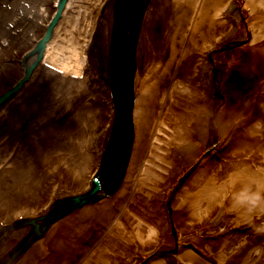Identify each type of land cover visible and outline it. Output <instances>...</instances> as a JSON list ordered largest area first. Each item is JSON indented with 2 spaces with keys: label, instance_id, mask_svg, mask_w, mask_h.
Here are the masks:
<instances>
[{
  "label": "bare ground",
  "instance_id": "6f19581e",
  "mask_svg": "<svg viewBox=\"0 0 264 264\" xmlns=\"http://www.w3.org/2000/svg\"><path fill=\"white\" fill-rule=\"evenodd\" d=\"M104 1L56 0L62 11L54 22L52 38L48 36L45 43L37 41L34 45L36 52L29 61L39 58L37 69H31L28 79L14 94L22 87H25V92L15 95L8 103L20 108L18 103L26 99L25 93H28V98L33 97L30 113L25 109L16 113L17 124L22 127L18 135L21 138L24 134L26 138L23 141L26 142H9L12 146L8 151L10 145L4 138L0 139V150L2 146H8L7 149L3 147L6 154L0 155V215L4 218L38 211L41 195L35 192L37 189L45 190V179L49 184L55 183L52 194L57 185L68 186L66 183L91 190L90 182L94 185L95 178L100 185L109 183L110 178L102 177L89 151L90 137L78 128L72 131V138H65L64 128L61 130L59 122H55V119L72 112L69 108L75 98L80 99L89 92L93 72L88 51ZM230 2L147 1L141 12L137 40L140 69L135 76L137 96L132 111L134 141L130 140L133 145L123 183L114 197L98 201L100 197L96 193L94 198L85 199L82 208L66 212L59 223L51 228L45 226L43 231L48 232L44 244L47 254L40 253L44 254L40 257L41 264H129L134 250H150L158 244L164 223L157 216L161 211L160 190L169 183L168 174L173 173L177 166L174 151L194 138L188 128L196 121L193 114L198 112L196 108L204 100L193 82L205 53L218 45L230 28L226 18ZM244 3L248 10L249 37L234 51L237 63L229 72L225 88V108L229 110H238L245 94L264 81V0H244ZM23 65L24 69L27 67L26 74L31 67L30 62ZM182 75L187 83L177 80V76ZM46 82H50V88L45 92L46 107L40 111L39 105L45 93L39 89ZM88 101L87 96L85 100L80 99L79 108L82 102ZM184 102L190 103L188 112ZM11 113H2L4 117L1 119V124L8 126V133L12 130L9 124L13 120ZM260 115L257 108L248 122ZM82 120L90 125L94 117ZM246 126L233 133L230 145L222 149L220 161L233 147L264 145V141L250 140L244 134ZM28 133L36 137L27 136ZM29 148L31 153L26 150ZM206 162L204 160L197 170L207 171L218 163ZM79 164L80 168H76ZM49 169L51 171H47ZM50 172L62 177L61 183L51 182L55 177L51 176L50 180ZM25 182H30V185ZM13 188L19 189L21 194L12 192ZM33 188L36 189L34 192L25 194ZM180 192L173 204L174 217H181L179 221L188 227V232L181 239L174 258L171 256L175 264H264V257H258L253 251L257 246H264V236L255 235L249 227L225 212L217 226L208 227L207 222L221 210L193 215L190 207L179 199ZM50 200L42 201V206L49 205ZM35 232L41 234L39 229ZM169 260L167 257L149 264H168Z\"/></svg>",
  "mask_w": 264,
  "mask_h": 264
},
{
  "label": "rangeland",
  "instance_id": "374dc122",
  "mask_svg": "<svg viewBox=\"0 0 264 264\" xmlns=\"http://www.w3.org/2000/svg\"><path fill=\"white\" fill-rule=\"evenodd\" d=\"M140 1L105 0L103 2L88 51L90 67L93 72L90 89L80 98L85 100L87 96L89 101L82 102L79 108L80 99L75 98L72 104L73 107L70 106L69 108V112L70 109L72 112L69 115L65 114L59 119H55V122H59L60 129L64 128L63 136L65 138H72V131L78 128L90 137L91 148L89 151L94 156L98 170H101L103 178L105 176L110 178L109 181L107 180L108 185L101 183V190L96 194L100 197L98 201L103 198L109 199L118 193L129 164L134 141L133 139L130 142V139L124 135L121 128L123 124H116L120 125L116 128L117 130L114 125L118 123L117 120L119 119L125 120L124 117L116 120L117 114L123 115L124 110L133 111L137 96L135 76L139 73L140 60L136 51L138 49L137 40L141 24V12L144 11V4ZM147 1L144 0L143 3ZM61 11L62 7L57 4L56 0H0V95L9 88L11 89L18 78H20L19 80L24 78L26 75L24 72L27 69V67L24 69V63L30 62V66L36 63L33 69H37L39 58L34 62L29 61L33 56L32 54L36 52L34 45L37 41H44L48 36L50 39L52 38V28L55 25L54 22L59 19ZM247 14L248 10L244 0H231L226 13V18L231 24L230 28L219 44L213 47L210 52L205 53L199 64L198 78L196 77L193 83L196 88L200 89L203 103L211 104L213 109H219L221 106L225 107L227 104L226 82L229 72L237 63L234 51L244 45L249 37ZM177 80L187 83L183 75L181 77L177 76ZM190 82L192 81L190 80ZM48 84L50 82L41 85L39 90L45 93L47 88H50ZM260 84L253 91L246 93L239 105L238 110L244 107L245 102H247L245 108L246 120L243 125L249 123L248 121L258 108V103L260 101L264 102V81H261ZM24 92L25 87H22L16 94L10 96L5 103L0 104V139L4 138L3 140L9 145V142L14 143L18 140L26 142L23 141L26 138L24 134L21 135V138L18 135L21 133L22 127L17 124L18 116H16V113L24 109L30 113L33 97L28 98V93H25L23 96L26 99L18 103L20 108L8 104L15 95ZM46 96L45 93L42 97L41 105H39L40 111L41 108L46 107V101L44 100ZM186 103L184 106H187L188 112L190 103H187V105ZM198 109L199 107L196 108L197 111ZM11 111L13 120L9 124L12 126V130L8 133L6 130L8 126L1 124V119L4 117L2 113ZM183 111L180 109L181 113ZM44 114H47V112ZM193 116L197 117L196 121L188 129L192 132L194 138L188 139L180 148L174 151L173 156L176 159L177 166H175L173 173L168 174L169 183L160 190L162 196L159 199V201L161 200V211L157 216H160L164 223H162L160 229L159 242L154 246L155 248L150 250H134L132 261H129V264H149L167 257L170 258L168 264H175L171 256L174 258L176 250L182 242L181 239L184 234L187 235L185 232H188V227L179 221L181 217L178 215H176L177 218L174 217L173 204L176 203L175 198L204 160L207 161L206 163L210 161L219 162L223 158L222 149L232 142L234 134L231 137L205 135L202 130L203 122L199 119L198 112ZM85 117H94V120L88 125L85 120H82ZM22 123L26 124V121ZM114 130L116 131L114 132ZM27 136L36 137L30 133ZM11 146H2L0 155L6 154L3 147H8L6 149L10 151ZM26 150L31 151L30 148ZM45 150L49 151V149ZM20 155H23L22 152ZM127 155L129 156L127 157ZM76 168H80V164ZM51 176L55 177L51 182L61 183L62 177L60 178L58 174L56 176L51 173L49 179ZM26 183L30 185V182ZM43 184L46 185L45 190L37 189L35 192L41 195V201L36 200L41 202L37 205L38 207L41 206L38 211L20 217L10 215V217L4 218L0 215V264L7 261L10 264H21V262L33 264L36 260H38L36 264H41L40 257H43L44 254L40 255V253L47 252L44 244L48 232L43 231L45 226L51 228L54 224L59 223L62 216L70 209H80L85 199L95 197V195L90 196L91 189L89 187L81 189V186L66 183L68 186L57 185L56 191L52 194V186L55 183L49 184L48 180L45 179ZM90 186L94 187L92 181ZM20 190H14L13 188L12 192L17 191L21 194ZM34 190L36 189L33 188L25 194L34 192ZM76 198H79V201ZM49 199H51L49 205L44 204L45 206H42ZM223 213L224 211L221 210L212 221L207 222V226H217L222 220ZM35 218L38 220H36V225H39L38 229L41 231L39 235L35 234V225L31 224V220L35 221ZM34 253L38 256L36 257Z\"/></svg>",
  "mask_w": 264,
  "mask_h": 264
},
{
  "label": "clouds",
  "instance_id": "9594fccd",
  "mask_svg": "<svg viewBox=\"0 0 264 264\" xmlns=\"http://www.w3.org/2000/svg\"><path fill=\"white\" fill-rule=\"evenodd\" d=\"M246 107L247 102L239 110L201 104L198 117L203 122V133L230 137L244 124ZM257 107L261 115L247 124L244 134L250 140L264 141V102ZM179 199L193 215L220 209L255 235L264 236V145L233 147L214 167L207 171L198 169L181 189ZM253 251L264 257V246Z\"/></svg>",
  "mask_w": 264,
  "mask_h": 264
},
{
  "label": "water",
  "instance_id": "95a60500",
  "mask_svg": "<svg viewBox=\"0 0 264 264\" xmlns=\"http://www.w3.org/2000/svg\"><path fill=\"white\" fill-rule=\"evenodd\" d=\"M144 1V0H143ZM143 1L141 0L140 1V3H142V4H144L143 5V10H144V7H145V4L147 3H143ZM47 41V38H45L44 39V41H41L42 43H45ZM34 64H36V63H34ZM31 65V67H30V69H28V71L26 72V75L24 76V78L23 79H21L19 82H18V84L16 85V86H14V87H12L11 89H9L8 91H6V92H4L2 95H0V104H2V102L4 101V100H6L9 96H11L12 94H14L18 89H19V87L22 85V83L24 82V81H26L27 79H28V77H29V75L31 74V69H33L34 68V66L35 65ZM119 114H117V117H116V120L118 119V118H125V120L124 121H122V120H117L118 121V123H115V129L116 128H118L120 125H116V124H120L121 123V128H122V131L124 132V135L125 136H127L128 137V139H130L131 140V138H132V140H133V137H134V130H133V124H132V112L131 111H126V110H124L123 111V115H119ZM116 121V122H117ZM117 130V129H116ZM116 130H114V132L116 131ZM113 132V133H114ZM109 150V149H108ZM130 154V153H129ZM129 155H127V157H128ZM96 179V178H95ZM94 179V187L92 188V190L90 191V195H95L98 191H100L101 190V185L99 184V182L98 181H96ZM76 200H78L79 201V198H76ZM85 201H83L82 203H84ZM79 207V206H78ZM31 224H33V225H35V231H38V228H39V225H36L35 224V222H34V220H31Z\"/></svg>",
  "mask_w": 264,
  "mask_h": 264
}]
</instances>
